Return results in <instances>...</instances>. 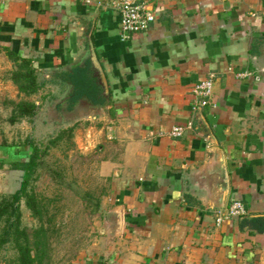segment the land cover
I'll use <instances>...</instances> for the list:
<instances>
[{
  "label": "crops",
  "instance_id": "obj_1",
  "mask_svg": "<svg viewBox=\"0 0 264 264\" xmlns=\"http://www.w3.org/2000/svg\"><path fill=\"white\" fill-rule=\"evenodd\" d=\"M114 1L0 0V70L8 48L33 59L37 99L67 98L77 67L107 81L81 139L100 143L104 204L123 225L80 263L264 264V231L243 224L264 216V0H140L156 20L127 36ZM235 200L246 216L217 225Z\"/></svg>",
  "mask_w": 264,
  "mask_h": 264
},
{
  "label": "rangeland",
  "instance_id": "obj_2",
  "mask_svg": "<svg viewBox=\"0 0 264 264\" xmlns=\"http://www.w3.org/2000/svg\"><path fill=\"white\" fill-rule=\"evenodd\" d=\"M13 68L12 63L10 68L0 70V201L21 186L23 171L12 169L10 162L25 159L29 153L19 151L21 147L17 145L28 139L44 147L65 131L62 139L52 145L45 156L44 164L35 174L33 187L47 203L52 222L51 259L45 263L81 264L87 255L108 248L114 237L121 235V229L110 223L104 204L108 182L99 171L100 143L96 140L89 147L81 139L84 128L101 125L97 119L100 114L97 109L90 110L85 99L76 104V111L72 109V112L64 92L60 97L54 92L52 96L47 94L46 98L38 99L37 93L30 97L16 95L10 86ZM21 99L35 102L38 112L31 119L12 124L9 121L12 108L7 102ZM21 209L23 225L32 232L38 221L24 200ZM14 255L8 247L0 249V264H9Z\"/></svg>",
  "mask_w": 264,
  "mask_h": 264
},
{
  "label": "trees",
  "instance_id": "obj_3",
  "mask_svg": "<svg viewBox=\"0 0 264 264\" xmlns=\"http://www.w3.org/2000/svg\"><path fill=\"white\" fill-rule=\"evenodd\" d=\"M7 55L14 65L10 72V79L18 88L19 93L26 97L38 93L44 83L39 79L38 66L33 59L24 57L10 48L7 49ZM86 69L85 66H81L62 74L63 79L72 86L66 98L69 110L74 109V106L84 99L92 105H105L108 102L104 85L95 73L93 77ZM7 104L12 108L9 118L12 124L21 119H31L38 112V105L28 99L9 100ZM64 133L65 131L60 133L44 147L28 139L17 145L21 147L19 151L29 153L25 159L10 162L12 169L23 171L21 186L16 192L0 201V249L8 247L15 254L9 264H47L45 262L51 259L52 222L49 219L48 205L34 190L33 182L51 146L56 145ZM6 146L15 147L14 145ZM22 200L38 221L37 227L32 232H29L28 228L23 225ZM243 220V224L250 223L254 229L264 231V216L254 217L249 221L245 218Z\"/></svg>",
  "mask_w": 264,
  "mask_h": 264
},
{
  "label": "built area",
  "instance_id": "obj_4",
  "mask_svg": "<svg viewBox=\"0 0 264 264\" xmlns=\"http://www.w3.org/2000/svg\"><path fill=\"white\" fill-rule=\"evenodd\" d=\"M113 7L119 14V28L127 36L130 33H145L156 20L155 13L151 11L149 4L140 0H116ZM214 79L211 76L207 80L197 83L194 93L201 97L195 100L194 109L201 105H206L212 97ZM186 126L178 125L172 130V135L181 136L184 134ZM247 210L241 200H235L224 211L218 213L216 224L221 225L226 221L239 219L246 216Z\"/></svg>",
  "mask_w": 264,
  "mask_h": 264
},
{
  "label": "water",
  "instance_id": "obj_5",
  "mask_svg": "<svg viewBox=\"0 0 264 264\" xmlns=\"http://www.w3.org/2000/svg\"><path fill=\"white\" fill-rule=\"evenodd\" d=\"M101 83L105 86V87H107V81L104 79V81L102 82L101 81ZM86 101H88V100H86ZM85 102V101H84ZM88 103H89V101H88ZM78 104V103H77ZM89 105H90V103H89ZM92 105V104H91ZM114 225L115 226H117V227H119L120 229L122 228V225H123V217H122V215H119V217L117 218L116 217V220L114 221Z\"/></svg>",
  "mask_w": 264,
  "mask_h": 264
}]
</instances>
